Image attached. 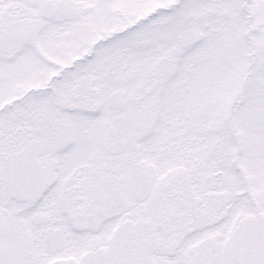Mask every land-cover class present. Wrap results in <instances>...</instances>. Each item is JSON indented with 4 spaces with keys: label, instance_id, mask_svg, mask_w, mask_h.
<instances>
[{
    "label": "snow or ice",
    "instance_id": "1",
    "mask_svg": "<svg viewBox=\"0 0 264 264\" xmlns=\"http://www.w3.org/2000/svg\"><path fill=\"white\" fill-rule=\"evenodd\" d=\"M0 264H264V0H0Z\"/></svg>",
    "mask_w": 264,
    "mask_h": 264
}]
</instances>
